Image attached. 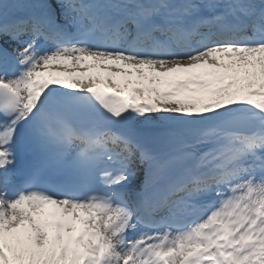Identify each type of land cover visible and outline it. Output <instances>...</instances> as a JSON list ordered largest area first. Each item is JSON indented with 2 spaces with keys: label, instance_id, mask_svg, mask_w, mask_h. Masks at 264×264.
<instances>
[{
  "label": "snow or ice",
  "instance_id": "6c2138e0",
  "mask_svg": "<svg viewBox=\"0 0 264 264\" xmlns=\"http://www.w3.org/2000/svg\"><path fill=\"white\" fill-rule=\"evenodd\" d=\"M0 264H264V0H0Z\"/></svg>",
  "mask_w": 264,
  "mask_h": 264
}]
</instances>
